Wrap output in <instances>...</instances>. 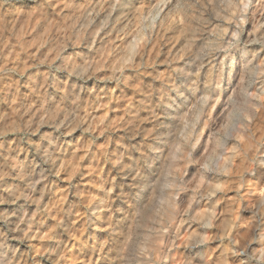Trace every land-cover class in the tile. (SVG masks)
I'll return each mask as SVG.
<instances>
[{"label":"clouds","instance_id":"1","mask_svg":"<svg viewBox=\"0 0 264 264\" xmlns=\"http://www.w3.org/2000/svg\"><path fill=\"white\" fill-rule=\"evenodd\" d=\"M17 2L0 0V21L4 22L0 37L15 36L7 27V18L15 15L11 9ZM34 3L38 5L36 11L40 18L37 23L44 21L52 26L59 51L41 59L28 51L32 45L0 39L3 44L0 47V205L18 206L11 212L0 211V264H66L73 248L92 253L94 258L83 264H97L98 260L106 264H163L165 260L168 264H177L175 255L169 257L170 248L182 245L193 249L215 239H220L218 247L225 249L220 264H229L228 256L243 257L232 264H256L257 260L264 264V256L251 249L253 241L264 245V192H259L260 184L264 183V154L250 155L254 146L264 142V103L257 106L253 103L256 97L245 91L235 119V113L228 108L214 114V105L217 108L224 105L223 98L231 83L222 61L215 68V76L210 69L208 79L203 80V57L193 54L190 64L196 70L187 74L194 77L187 87L198 97L189 114L196 109L197 115L184 123L177 140L171 129L162 126L154 110L166 103L167 91L144 84V78L150 75L146 66L151 62L141 59L139 63L128 64L126 67L131 71L126 74L104 58H91L92 44H85L90 50L88 53L78 47L91 21L84 23L77 34L73 29L79 16H61L66 8L74 7L68 0H34ZM118 6L119 0H116L111 8ZM252 7L255 10L247 14ZM244 9V23H253L250 36L264 29V0H244ZM242 28L238 17L237 32ZM36 49L39 51V44ZM21 52L26 53V58L21 59ZM205 55L210 65L216 61L212 53ZM90 81L92 87H89ZM110 83L114 86L109 92ZM101 84L104 87L98 93L96 88ZM129 88L133 97L138 93L143 97L135 107L148 109L147 117L141 119L129 109L131 98L125 95ZM170 90L176 93V98L184 97L182 86L173 84ZM154 91L159 92L155 103L151 99ZM259 91L264 99V80ZM236 95L239 90L234 92ZM101 99L109 103L127 99L122 109L124 116L114 123L97 122L96 103ZM146 121L152 123L151 128L142 127ZM77 132L79 140L70 143ZM205 134L208 147L197 156ZM240 136L244 139L239 144L228 146V141H236ZM101 137L105 143L97 146ZM137 137L143 139L133 143ZM169 141L173 143L165 157L156 148ZM177 142L179 148L175 147ZM218 150H221L219 154ZM85 157L95 166L85 168L82 163ZM155 157L163 159L178 173L175 184L178 191L192 188V199L197 195L215 196V204L224 200L236 211L241 210L238 207L241 201H247L244 208L251 210V219L241 227L239 222L225 221L222 217L225 229L222 234L202 236L193 230L181 236L176 232V221L183 218V212L174 197L173 203L157 209L155 217H149L157 223L163 220L166 227L152 229L151 238L142 236L140 205L157 183L152 170L160 161ZM226 157L230 166L237 158L240 161L229 173L224 169ZM188 164L197 166L198 177L212 173L211 179L202 180L193 188L196 177L185 181L179 173V168H186ZM62 182L65 183L62 185ZM92 189L96 193L89 196ZM228 191L235 193L230 200ZM218 192L221 194L217 195ZM96 224L106 225L102 243L97 240V234L88 231ZM233 225L234 234L229 236ZM198 227L207 229L212 225L205 223ZM222 237H228L227 245ZM147 251L152 256L144 259ZM210 259V255L207 259L200 257L197 264H209Z\"/></svg>","mask_w":264,"mask_h":264},{"label":"rangeland","instance_id":"2","mask_svg":"<svg viewBox=\"0 0 264 264\" xmlns=\"http://www.w3.org/2000/svg\"><path fill=\"white\" fill-rule=\"evenodd\" d=\"M68 2L74 7L72 9L66 8L61 16L65 18L74 14L79 16V19L75 20L77 27L73 31H77L84 23L91 21L83 32V38L78 45L83 52L88 53L90 50L85 47V44H92L91 58L96 60L104 58L105 62L110 61L114 68L119 67L126 74L131 71L126 67L128 64L139 63L141 59L151 62L146 66V71L150 75L144 78V84H150L153 89L167 91L166 103L154 110L159 114L163 122L162 126L171 129L177 140L182 135L181 130L184 123L195 119L197 115L196 109H193L189 114V109L197 103L198 97L187 87L190 79L194 78L187 74L196 70V66L190 64L193 54L198 53L203 57L205 64L201 70L203 80L208 79L210 69L215 76V68L222 61L224 71L231 83L227 95L223 98L224 105L218 108L214 105V114L218 115L228 108L235 113V119L244 100L245 91L256 97L253 103L257 106L264 103L259 91L261 81L264 80V66H261V61H264V29H260L250 36L253 23L251 21L244 23V15H242L245 12L244 0H119V6L114 10L111 5L116 0H68ZM36 10H38V5L34 3V0H18L11 9L15 15L7 18V27L15 32V36H11L9 39L10 34H8L0 37V39L7 40L9 43L18 41L19 44L32 45L28 51L35 52L37 56L43 59L49 54L58 52L59 48L54 43L57 38L53 35L52 26L44 21L37 23L40 18ZM254 10V7L248 9L247 14ZM109 12L111 15H108ZM238 17L239 22L243 24L239 33L237 32ZM48 19L54 18L49 17ZM3 24L4 22L0 21V27ZM77 34H79L78 31ZM63 39L64 37L61 36L60 40ZM249 40L252 42L249 43ZM37 44H39V51L36 49ZM2 46L3 44L0 43V47ZM221 49L223 51H220ZM70 50L67 49L66 51ZM206 53H212L216 56V61L213 64L208 63ZM20 57L21 59L26 58V53L21 52ZM198 63L199 61H197ZM153 77H160V79L153 80ZM242 78H244L243 82ZM164 81L167 83H163ZM144 84L141 86L143 87ZM173 84L182 86L184 92L182 99L176 98V93L170 90ZM92 85L93 82L90 81L89 87ZM113 86L112 83L108 85L109 92ZM103 87L104 85L101 84L100 87L96 88V91L99 93ZM237 90H239V95L234 96V92ZM116 95H119V89H117ZM125 95L131 98L129 104L131 111L136 112L141 119L149 115L148 109L140 108L137 110L135 107L137 102L143 99L139 93L133 97L132 89L129 88ZM92 99L95 100L96 98L92 97ZM151 99L155 103L159 99V92L154 91ZM127 103V99L113 100L111 103L107 99L99 100L96 103L95 120L97 122L104 120L110 123L116 122L119 117L124 116L122 109ZM142 127L151 128L152 123L146 121ZM204 131L206 133V130ZM79 138L80 133L77 132L75 138L70 139L69 142L75 144ZM142 139L143 137H137L133 143L138 144ZM243 139L244 137L240 136L236 141H228V146L239 144ZM104 143L105 138L101 137L97 146H102ZM172 143L173 141L162 143L156 148V151L162 150L164 156L167 157ZM109 147L112 146L109 145ZM175 147H180L178 142L175 143ZM207 147L208 136L205 134L203 147L196 155L199 156ZM220 152L221 150H218V154ZM262 154H264V142L257 144L250 151V155L260 156ZM155 159L160 161L152 170L153 178L157 183L140 205L142 227L139 232L142 236L151 238L152 229L166 227L163 220L157 223L149 217H155L157 209L166 208L173 203L174 197L175 203L181 207L183 212V218H178L176 221V232L181 236L187 235L193 230L200 232L202 236L222 234L225 230L221 224L222 217L225 221L239 222L241 227H244L251 219V210L244 208L247 201H241L238 205L241 210L236 211L235 208L229 207L224 200L215 204V196L208 198L197 195L195 199H192V188L178 191L175 187L178 173L174 172L163 159L159 157H155ZM239 162V158H237L230 166L226 157L225 173L231 172L232 168ZM82 163L85 168L95 166L87 157ZM179 173L183 174L185 181H192L193 177H196L193 188L199 185L202 180H210L213 175L209 173L205 177H198L197 166L194 164H188L186 168H179ZM65 182H62V185ZM83 187L90 188L91 186L84 185ZM259 192H264V183L260 184ZM95 193L96 190L92 189L88 194L91 196ZM220 194V192L217 193V195ZM227 195L230 200L235 193L228 191ZM190 200L191 204L189 203ZM17 207V205L11 204L0 205V211L11 212ZM205 223H210L212 227L207 229L198 227V225ZM105 227L104 224H96L88 231L97 234V240L102 243L103 239L106 238ZM234 231L233 225L229 236L234 234ZM87 234L86 232L85 236ZM165 236H167V232H165ZM222 238L224 245H227L228 237ZM253 242L251 249L264 256V251H262L264 245L257 241ZM15 243L13 241V244ZM220 244L221 240L215 239L208 241L205 246H197L193 249H186L180 245L170 248L168 254L169 257L176 256L177 264H187L188 261L197 264L200 257L207 259L209 255L211 256L209 264H220L221 253L225 251L223 246L218 247ZM23 247L21 245V249ZM151 256L152 253L147 251L143 258L149 259ZM93 258L89 250L73 248L71 254L67 256L66 264H83L85 260L90 261ZM227 259L229 264H232V262L243 259V257L228 256ZM97 264H106V262L98 260ZM163 264H168V260H165ZM256 264H261V261L257 260Z\"/></svg>","mask_w":264,"mask_h":264},{"label":"bare ground","instance_id":"3","mask_svg":"<svg viewBox=\"0 0 264 264\" xmlns=\"http://www.w3.org/2000/svg\"><path fill=\"white\" fill-rule=\"evenodd\" d=\"M194 211H195V209H194ZM254 244V242L251 244V246Z\"/></svg>","mask_w":264,"mask_h":264}]
</instances>
